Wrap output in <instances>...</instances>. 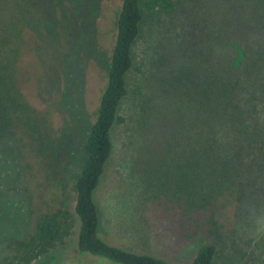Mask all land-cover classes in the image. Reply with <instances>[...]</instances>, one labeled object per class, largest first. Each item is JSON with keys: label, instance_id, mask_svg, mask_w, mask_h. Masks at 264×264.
<instances>
[{"label": "rangeland", "instance_id": "374dc122", "mask_svg": "<svg viewBox=\"0 0 264 264\" xmlns=\"http://www.w3.org/2000/svg\"><path fill=\"white\" fill-rule=\"evenodd\" d=\"M35 1L32 48L17 72L29 127L0 138V264H21V245L41 215L58 208L73 214L83 144L107 82L122 3ZM176 1L172 14L142 26L134 45L122 122L112 128V151L95 193L97 236L167 264H190L205 245L215 247L218 264H263L257 162L247 157L245 165L239 157L242 171L218 172L213 156L201 164L180 150L193 130L211 0ZM77 226L69 246L31 264H115L80 254Z\"/></svg>", "mask_w": 264, "mask_h": 264}, {"label": "trees", "instance_id": "16d2710c", "mask_svg": "<svg viewBox=\"0 0 264 264\" xmlns=\"http://www.w3.org/2000/svg\"><path fill=\"white\" fill-rule=\"evenodd\" d=\"M210 2L206 14L210 29L200 39L202 45L205 42L202 50L206 58L199 67L200 81L194 88L197 104L189 118L193 130H188L180 150L201 164L213 161L210 165L218 172L229 168L232 174L243 170L239 157L245 158V165L246 158H252L259 169L257 181L264 203V0ZM176 6V0H122L107 82L88 128L83 164L74 183L73 214L58 208L41 215L34 233L21 245V264H31L43 254L69 246L75 222L80 254L100 256L115 264H167L149 254L102 242L97 236L95 193L112 151V128L122 122L118 111L128 95L127 77L141 28L172 14ZM35 14V0H0V138L13 136L22 124L29 127V109L17 72L24 51L32 45L28 31ZM215 254L213 245H205L190 264H218ZM260 258L264 264V255Z\"/></svg>", "mask_w": 264, "mask_h": 264}]
</instances>
